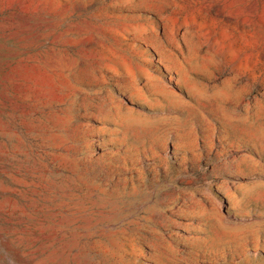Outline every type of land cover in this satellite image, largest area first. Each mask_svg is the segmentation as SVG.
Instances as JSON below:
<instances>
[{
  "label": "rangeland",
  "instance_id": "rangeland-1",
  "mask_svg": "<svg viewBox=\"0 0 264 264\" xmlns=\"http://www.w3.org/2000/svg\"><path fill=\"white\" fill-rule=\"evenodd\" d=\"M0 264H264V0H0Z\"/></svg>",
  "mask_w": 264,
  "mask_h": 264
}]
</instances>
